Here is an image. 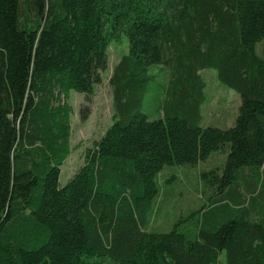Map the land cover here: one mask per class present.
<instances>
[{
  "label": "trees",
  "instance_id": "16d2710c",
  "mask_svg": "<svg viewBox=\"0 0 264 264\" xmlns=\"http://www.w3.org/2000/svg\"><path fill=\"white\" fill-rule=\"evenodd\" d=\"M122 35L112 125L61 185L69 92L91 100ZM261 53L264 0H0V264H214L222 250L228 264H264V195L251 207L264 180ZM155 67L168 83L151 120ZM207 67L240 95L228 128L201 125ZM215 153L227 159L201 174L209 206L239 211L214 230L155 231L159 173Z\"/></svg>",
  "mask_w": 264,
  "mask_h": 264
},
{
  "label": "rangeland",
  "instance_id": "374dc122",
  "mask_svg": "<svg viewBox=\"0 0 264 264\" xmlns=\"http://www.w3.org/2000/svg\"><path fill=\"white\" fill-rule=\"evenodd\" d=\"M129 52V39L122 35L118 41L111 42L108 48V65L103 71V82L97 85L91 100L86 94L74 90L69 92L68 102L72 107L71 122L72 153L62 166L60 183L64 185L83 164L86 149L92 146L112 125L115 114L110 78L121 57ZM264 54V53H261ZM264 56V55H263ZM155 79L150 83L145 97L144 112L156 119L155 99L162 86L168 83L167 74L158 67ZM205 82L204 98L201 101L200 122L202 126L227 128L234 124L241 103L239 93L223 83L215 68L207 67L200 71ZM88 112L85 113V107ZM227 153L212 154L207 160L195 166L167 165L159 173L157 181L160 194L156 202L152 228L157 232H169L175 226L187 233L198 230H214L226 222L239 206L234 201L218 203L210 207L212 192H205L201 174L222 167ZM264 178V172H261ZM261 194L253 201L260 203L264 195V180ZM236 206V207H235ZM199 210L203 212L198 213ZM239 211V210H238ZM252 212V211H251ZM253 216L255 214L252 212ZM214 264H228L227 251L222 250Z\"/></svg>",
  "mask_w": 264,
  "mask_h": 264
},
{
  "label": "crops",
  "instance_id": "0c3cea01",
  "mask_svg": "<svg viewBox=\"0 0 264 264\" xmlns=\"http://www.w3.org/2000/svg\"><path fill=\"white\" fill-rule=\"evenodd\" d=\"M228 128V127H227Z\"/></svg>",
  "mask_w": 264,
  "mask_h": 264
}]
</instances>
